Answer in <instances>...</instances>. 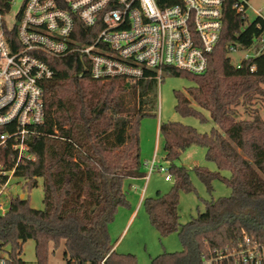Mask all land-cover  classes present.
<instances>
[{
	"label": "trees",
	"instance_id": "16d2710c",
	"mask_svg": "<svg viewBox=\"0 0 264 264\" xmlns=\"http://www.w3.org/2000/svg\"><path fill=\"white\" fill-rule=\"evenodd\" d=\"M178 1L157 3L165 7ZM233 4L224 0L223 30L205 72L166 68V73L193 82L184 92L174 90L175 111L202 123L210 120L213 126L203 133L179 121L159 126L174 184L166 193L144 197L142 205L159 234L176 232L183 248L158 254L148 264H207L217 251L237 249L246 236L264 247V117L253 108L256 98H264V55L244 60L241 67L230 58L231 45L246 49L253 44L264 31V19L258 16L248 25L247 16ZM76 28L78 41L94 39L91 29L84 37L89 28L80 22ZM50 63L55 74L44 83L42 134L29 136L33 157L20 161L13 173L29 189L43 180L44 208L33 207L26 196L11 198L0 213V251L10 246L2 263L50 264V254L63 245V264H142L134 254L113 249L109 225L121 206L130 205V180L146 175L139 127L143 118L157 115L159 82L151 71L132 83L122 77L93 79L78 54L50 57ZM240 106L249 117H242ZM192 145L205 147V159L217 166L194 168L208 193L214 180L223 181L231 192L205 200V210L182 223L180 193L195 187L190 170L178 161ZM15 157L8 148L0 149V185L8 178L1 171L13 170ZM32 239L37 258L28 262L21 254ZM240 261L239 255H230L212 264Z\"/></svg>",
	"mask_w": 264,
	"mask_h": 264
},
{
	"label": "built area",
	"instance_id": "2783aa9c",
	"mask_svg": "<svg viewBox=\"0 0 264 264\" xmlns=\"http://www.w3.org/2000/svg\"><path fill=\"white\" fill-rule=\"evenodd\" d=\"M16 1L0 0V149L16 153L13 170L1 171L8 176L0 185L2 213L14 168L33 157L29 136L42 134L44 83L55 74L50 57L78 54L96 80L122 77L132 83L148 78L151 71L160 84L169 67L205 72L223 30L224 0H179L165 7L157 0H22L10 22ZM233 7L245 17L250 0H234ZM79 22L89 28L84 37L90 36V29L95 33L91 42L75 38ZM237 52H244L237 67L264 55V31L246 49L231 45L230 54ZM145 165L149 172L143 179L155 170L165 173L166 181L172 178L169 167L158 164L156 154ZM225 250L216 252L215 261L239 255V264H264V247L252 244L247 236L237 249Z\"/></svg>",
	"mask_w": 264,
	"mask_h": 264
},
{
	"label": "rangeland",
	"instance_id": "374dc122",
	"mask_svg": "<svg viewBox=\"0 0 264 264\" xmlns=\"http://www.w3.org/2000/svg\"><path fill=\"white\" fill-rule=\"evenodd\" d=\"M22 0H17L11 8L9 15L10 22L14 20V16L18 13L21 7ZM250 8L247 11L246 24L252 23V21L258 16L255 11L257 9L264 15V0H250ZM244 52H237L236 54H230V58L236 63L239 58L242 57ZM164 80L158 86V99L156 104L155 112L157 115H150L141 120L139 131H140V146L142 148L141 158L145 172L148 174L149 168L145 165L150 162L153 156L156 154L158 164L168 167L164 157L165 149L163 147V139L160 136L159 125L162 122L179 121L183 124H189L200 132H209L213 126L212 121L201 122L194 116H181L174 109L176 104V96L174 90L186 91V89L193 85V82L186 76H174L170 73H164ZM254 107H257L262 117H264V98L259 96L256 98ZM242 112V117H249L244 112L242 106L239 107ZM209 117V112L202 110ZM205 147L198 145H192L181 155L178 164L187 167L190 170V180L193 182L195 187L194 191L181 192L180 193V206L179 213L181 222L186 223L193 216H196L198 212L205 210V200L212 198L217 199L218 197L228 196L230 189L223 181L214 180V190L210 194L206 189V185L199 180L194 168L196 166H208L212 170H216V164L209 162L205 159ZM226 175L229 172L224 171ZM43 180L38 179V186L28 188L23 185V180L16 178L14 175L11 178L7 194L3 196L5 201L6 210L9 208L10 200L13 196L24 195L29 198V203L37 209L44 208L43 197L44 189L42 185ZM144 185L139 188V191L132 190L128 199L130 200L129 206H121L115 216V220L109 225V232L112 239L113 245L117 252L132 253L137 256L138 260L142 264H148L154 256L171 251H180L183 248V244L179 234L176 232L171 233L168 236H162L159 232L151 225L150 219L147 212L140 202L139 198L143 195L144 197H152L157 194L158 191L166 193L174 184L173 180L166 181L165 173L155 170L146 180H143ZM135 210V215L130 220L132 211ZM2 213V210H0ZM36 242L34 239L28 240L23 245L22 257L25 261L32 262L36 260L37 255L35 254ZM10 246H6L0 251V264L5 258H8V251ZM64 247L54 249L50 254V264H63L64 263Z\"/></svg>",
	"mask_w": 264,
	"mask_h": 264
},
{
	"label": "crops",
	"instance_id": "0c3cea01",
	"mask_svg": "<svg viewBox=\"0 0 264 264\" xmlns=\"http://www.w3.org/2000/svg\"><path fill=\"white\" fill-rule=\"evenodd\" d=\"M160 126V125H159ZM158 130H159V128H158ZM160 137V136H159ZM161 138V137H160ZM143 169L144 170H146V168L145 167H143ZM143 178H136V179H133V180H130V183H132V186H131V188H130V190H129V194L128 195H130V191H132V190H135V191H139V188L142 186V185H144V183H143ZM143 195L142 196H140V198H139V200H140V202L139 203H141L143 200ZM135 215V210H133L132 211V213H131V215H130V220H132L133 218V216ZM113 249H115V245L113 246Z\"/></svg>",
	"mask_w": 264,
	"mask_h": 264
},
{
	"label": "water",
	"instance_id": "95a60500",
	"mask_svg": "<svg viewBox=\"0 0 264 264\" xmlns=\"http://www.w3.org/2000/svg\"><path fill=\"white\" fill-rule=\"evenodd\" d=\"M21 198H24V195L23 194L21 195Z\"/></svg>",
	"mask_w": 264,
	"mask_h": 264
}]
</instances>
